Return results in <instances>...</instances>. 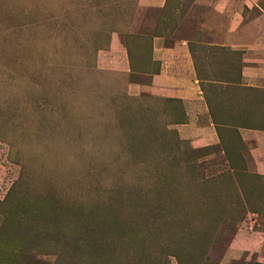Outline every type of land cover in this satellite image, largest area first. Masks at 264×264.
<instances>
[{
  "label": "rangeland",
  "instance_id": "obj_1",
  "mask_svg": "<svg viewBox=\"0 0 264 264\" xmlns=\"http://www.w3.org/2000/svg\"><path fill=\"white\" fill-rule=\"evenodd\" d=\"M217 1L254 20L238 42L203 31ZM245 2L0 0V264H264V149L236 130L264 129V88L232 51L264 37V0ZM155 36L187 41L220 144L193 148L182 100L146 88Z\"/></svg>",
  "mask_w": 264,
  "mask_h": 264
},
{
  "label": "crops",
  "instance_id": "obj_2",
  "mask_svg": "<svg viewBox=\"0 0 264 264\" xmlns=\"http://www.w3.org/2000/svg\"><path fill=\"white\" fill-rule=\"evenodd\" d=\"M217 2H211L210 4L214 6V9L213 7L207 8L204 5L200 7L203 31H209L210 25L217 24V27L223 26L225 28L224 41L238 42L240 35H242L239 33L240 30L250 28L254 24V20H245L239 10H230L228 7L221 9L219 7L221 5L220 1ZM165 3L166 0H138L139 8L153 10L162 9ZM246 3L251 4V0H247ZM223 4L229 6V3L225 1H223ZM247 8L251 9L249 6ZM208 13H215L216 15L209 16ZM205 18L206 20H204ZM221 19H223L225 25L220 21ZM263 40L264 37H260L250 41L252 43L249 45L236 44L233 46L232 51L241 52L243 58L244 65L241 69V77L244 82L242 85L245 87L252 89L264 88V83L260 80L262 78V66H264V48L256 52L252 48L254 43ZM152 47L153 60L158 62L159 71L157 74L152 75L150 86L146 88L160 91L164 97L182 100L186 121L176 125L175 130L178 135L188 140L193 148L220 144L218 134L220 125L214 123L210 109L202 96L187 41H172V44L168 45L163 37L155 36L152 40ZM236 130L244 142L254 144L256 139L258 140V143H256L258 149H264V129L237 126Z\"/></svg>",
  "mask_w": 264,
  "mask_h": 264
},
{
  "label": "trees",
  "instance_id": "obj_3",
  "mask_svg": "<svg viewBox=\"0 0 264 264\" xmlns=\"http://www.w3.org/2000/svg\"><path fill=\"white\" fill-rule=\"evenodd\" d=\"M214 123L218 125V123H217V122H215V121H214ZM218 131H219V129H218ZM218 134H219V132H218Z\"/></svg>",
  "mask_w": 264,
  "mask_h": 264
}]
</instances>
